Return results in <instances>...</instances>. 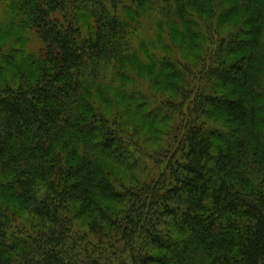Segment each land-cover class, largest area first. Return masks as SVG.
<instances>
[{"label": "clouds", "instance_id": "obj_1", "mask_svg": "<svg viewBox=\"0 0 264 264\" xmlns=\"http://www.w3.org/2000/svg\"><path fill=\"white\" fill-rule=\"evenodd\" d=\"M248 205L264 0H0V264H264Z\"/></svg>", "mask_w": 264, "mask_h": 264}, {"label": "trees", "instance_id": "obj_2", "mask_svg": "<svg viewBox=\"0 0 264 264\" xmlns=\"http://www.w3.org/2000/svg\"><path fill=\"white\" fill-rule=\"evenodd\" d=\"M97 2H98V0H97ZM40 23L47 30L46 35L51 36L53 33H55V35L52 36L53 43H57L58 46L61 47L62 51H66L67 41L65 40L63 43H61L60 33L56 29V24H52L51 27H49L48 22H46L43 17L40 18ZM56 23H59V21H57ZM76 31H78V29ZM11 113H12V115L10 117H8V119L18 118L19 120H22L26 126L30 127L31 121H30V117L28 116L26 110H22L19 107H14L11 109ZM16 131L19 132L20 134H23V130H21L19 128H17ZM9 135H11V133H9ZM224 208H225V210L234 213L236 210L235 202H230L229 204L224 205ZM42 212H43V210L38 211L36 214L39 216V215H41ZM245 215H251L253 218H260V235L262 238H264V216L261 215L260 210L257 209L255 205H248L246 207ZM192 222L197 223V224L202 223V221L195 220V219H193ZM212 223H214V221ZM252 249L253 250L246 253L248 255L249 264H255V256H257L259 254V251H260L259 249L256 248V246L254 244L252 245ZM213 264H219V258L217 260L213 261ZM223 264H228V258L227 257L223 258Z\"/></svg>", "mask_w": 264, "mask_h": 264}]
</instances>
